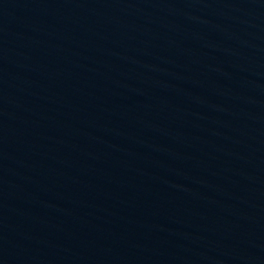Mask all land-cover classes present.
<instances>
[{
  "label": "water",
  "instance_id": "95a60500",
  "mask_svg": "<svg viewBox=\"0 0 264 264\" xmlns=\"http://www.w3.org/2000/svg\"><path fill=\"white\" fill-rule=\"evenodd\" d=\"M0 264H264V0H0Z\"/></svg>",
  "mask_w": 264,
  "mask_h": 264
}]
</instances>
